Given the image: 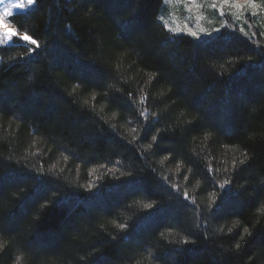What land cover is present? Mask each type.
Wrapping results in <instances>:
<instances>
[{"label": "trees", "instance_id": "trees-1", "mask_svg": "<svg viewBox=\"0 0 264 264\" xmlns=\"http://www.w3.org/2000/svg\"><path fill=\"white\" fill-rule=\"evenodd\" d=\"M254 4L206 11L220 31L199 39L164 27L163 0H35L11 16L41 47L0 46V264H264Z\"/></svg>", "mask_w": 264, "mask_h": 264}, {"label": "rangeland", "instance_id": "rangeland-1", "mask_svg": "<svg viewBox=\"0 0 264 264\" xmlns=\"http://www.w3.org/2000/svg\"><path fill=\"white\" fill-rule=\"evenodd\" d=\"M22 3L25 7H14V5ZM33 4H28L27 0H0V18H2L3 24L6 25L8 29L17 30L11 22V16L16 12L26 11ZM208 10L215 11L220 19H224L225 15L231 18L233 17V19H239L245 14H253L256 10V6L255 4H245L244 0H228V3H221V0H167V2L163 0V10L161 14H159L158 20L163 25L164 22H167L168 28L180 30L176 33L171 32L172 34L189 35L187 29H191L195 32H200L201 29H205L212 34L214 29L218 28L214 26V29H208L205 25V13L206 11L208 12ZM6 12L10 14L5 15ZM160 17H163V21L159 19ZM168 28L166 29L168 30ZM12 38L7 39L6 29L0 27V41H2L0 42V46L9 44Z\"/></svg>", "mask_w": 264, "mask_h": 264}, {"label": "snow or ice", "instance_id": "snow-or-ice-1", "mask_svg": "<svg viewBox=\"0 0 264 264\" xmlns=\"http://www.w3.org/2000/svg\"><path fill=\"white\" fill-rule=\"evenodd\" d=\"M34 2H35V0H27L28 4H33ZM166 2H167V0H166ZM221 3H228V0H221ZM244 3L254 5V0H244ZM14 7L23 8V7H25V5L22 3V4L14 5ZM9 14L10 13H7V12L5 13V15H9ZM159 19H161L163 21V17H160ZM0 27H4L6 29V38L7 39H11L13 36H18L20 40L27 42V44H29V45L35 46L34 48L30 47L29 52H34L36 49H39L41 47L38 40L33 38V35H30L28 32H19L18 30L8 29L7 26L3 24L2 18H0ZM133 27H134V21H129V23L125 26V30H130ZM164 27L168 28L167 22H164ZM221 27H223V25ZM168 30H169V32H172V33H176L178 31H180L179 29H175V28H168ZM214 31L219 32L220 29H214ZM241 31L243 32V29H241ZM187 33L196 39H199L201 35H208L211 38V33L207 32V30H205V29H201L200 32H195V31H192L191 29H187ZM245 35H247V34L245 33ZM262 35H264V33H262ZM0 42H2V41H0ZM152 139L155 140L156 137L153 136ZM150 146L151 145H149V147ZM241 163H243V161H241ZM228 183H229V181L225 180L224 183L220 185V187L223 188ZM184 198H185V200H187L189 198L187 192L184 193ZM215 200H216V197H215V194H213L212 198L208 202L209 209L213 208ZM193 203H195V201H193ZM228 203H229L228 199H222L221 203L219 205H216V207L222 208V207L226 206ZM144 207L145 208H152L153 205L152 204H146V205H144ZM117 227L123 230L126 228V225L119 224ZM229 231H231V229H229ZM248 231L249 230L247 228L244 229L245 233H248ZM161 235H163V233H161ZM187 242L188 241L186 239L185 243H187ZM237 247H239V244H237Z\"/></svg>", "mask_w": 264, "mask_h": 264}]
</instances>
